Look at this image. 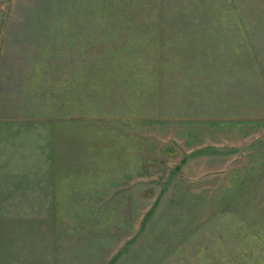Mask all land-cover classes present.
Returning a JSON list of instances; mask_svg holds the SVG:
<instances>
[{
    "label": "rangeland",
    "instance_id": "1",
    "mask_svg": "<svg viewBox=\"0 0 264 264\" xmlns=\"http://www.w3.org/2000/svg\"><path fill=\"white\" fill-rule=\"evenodd\" d=\"M0 58V264H264V0H0Z\"/></svg>",
    "mask_w": 264,
    "mask_h": 264
},
{
    "label": "crops",
    "instance_id": "2",
    "mask_svg": "<svg viewBox=\"0 0 264 264\" xmlns=\"http://www.w3.org/2000/svg\"><path fill=\"white\" fill-rule=\"evenodd\" d=\"M4 52L2 51L1 52V54H3ZM8 53H12V52H8ZM231 54H232V52H231ZM223 58H224V56L223 55H221ZM174 57V56H173ZM10 58H12V57H10ZM175 58V57H174ZM222 58V60H225V59H223ZM1 59V58H0ZM216 61V60H215ZM240 74H242V73H240ZM222 76V77H221ZM221 76H219L220 78H222V79H220L219 81H228V79H230V81H239V79H242V78H240L241 76L239 75V74H236V76H226V75H224V73H222L221 74ZM237 76H239V77H237ZM212 77V76H211ZM227 77V78H226ZM235 77V78H234ZM237 77V78H236ZM213 78V77H212ZM219 78L217 77V79L216 80H218ZM215 80V79H214Z\"/></svg>",
    "mask_w": 264,
    "mask_h": 264
}]
</instances>
